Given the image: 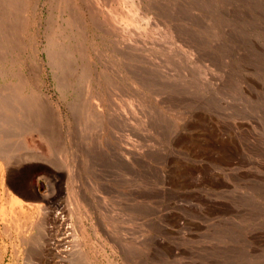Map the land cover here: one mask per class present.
Here are the masks:
<instances>
[{
  "label": "rangeland",
  "instance_id": "374dc122",
  "mask_svg": "<svg viewBox=\"0 0 264 264\" xmlns=\"http://www.w3.org/2000/svg\"><path fill=\"white\" fill-rule=\"evenodd\" d=\"M0 264H264V0H0Z\"/></svg>",
  "mask_w": 264,
  "mask_h": 264
},
{
  "label": "bare ground",
  "instance_id": "6f19581e",
  "mask_svg": "<svg viewBox=\"0 0 264 264\" xmlns=\"http://www.w3.org/2000/svg\"><path fill=\"white\" fill-rule=\"evenodd\" d=\"M46 104L48 105V107L49 106H51V102H48V100H47V98H46ZM5 105V104H4ZM50 109H52V112L54 111L53 110V108H50ZM10 111H12V110H10ZM125 111V110H124ZM13 112V111H12ZM54 115V114H53ZM36 116H37V123L38 124H40L41 126H44L43 128H42V130L43 131H45L46 129V132L48 131V127H47V125H45V121H44V119H43V117H42V114H41V112L39 111L38 112V114H36ZM40 116V117H39ZM53 122V121H52ZM54 126V125H53ZM56 216V218H59V219H61V217L60 216H57V215H55ZM54 216V217H55ZM64 229L65 228H63V231H62V236L59 238V239H57L56 241H57V246L59 245H62V242L65 240V238H66V236H68V234H66V232L64 231ZM68 229V228H67ZM70 238V237H69ZM80 241V240H79ZM71 242V241H70ZM75 243V242H74ZM77 244V243H76ZM75 244V245H76ZM71 247V246H70ZM70 247H68V250H64V252H61V253H59V255L60 256H63V253L65 254V252H68V254H69V252H70ZM79 249V246H76V250L77 251H79L78 250ZM59 250V249H58ZM66 257V256H65ZM76 258V257H75ZM75 258H74V260H75ZM65 259V258H64ZM64 259H61L62 261L64 260ZM67 259V258H66ZM65 261V260H64ZM76 262H77V259L75 260ZM73 263H75V262H73Z\"/></svg>",
  "mask_w": 264,
  "mask_h": 264
},
{
  "label": "built area",
  "instance_id": "2783aa9c",
  "mask_svg": "<svg viewBox=\"0 0 264 264\" xmlns=\"http://www.w3.org/2000/svg\"><path fill=\"white\" fill-rule=\"evenodd\" d=\"M56 215L57 216H60L61 217V220L63 219L61 212H59L57 210H56ZM63 228H65L64 231L66 232V234H68V236H66L65 240L62 242V245H60V246L58 245L59 246L58 247V249H59L58 253L64 252V250L66 251V250H68V247H70L69 231L67 230L68 226H67L66 223H64ZM62 231H63V229H62Z\"/></svg>",
  "mask_w": 264,
  "mask_h": 264
}]
</instances>
